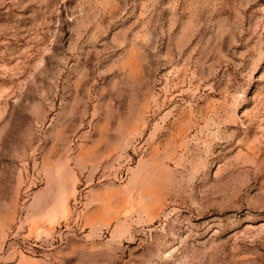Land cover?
Returning <instances> with one entry per match:
<instances>
[{"label":"rangeland","instance_id":"obj_1","mask_svg":"<svg viewBox=\"0 0 264 264\" xmlns=\"http://www.w3.org/2000/svg\"><path fill=\"white\" fill-rule=\"evenodd\" d=\"M0 264H264V0H0Z\"/></svg>","mask_w":264,"mask_h":264}]
</instances>
